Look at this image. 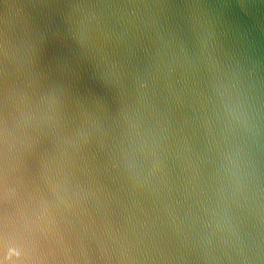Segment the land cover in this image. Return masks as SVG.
<instances>
[{"label":"water","instance_id":"95a60500","mask_svg":"<svg viewBox=\"0 0 264 264\" xmlns=\"http://www.w3.org/2000/svg\"><path fill=\"white\" fill-rule=\"evenodd\" d=\"M0 264H264V0H0Z\"/></svg>","mask_w":264,"mask_h":264}]
</instances>
